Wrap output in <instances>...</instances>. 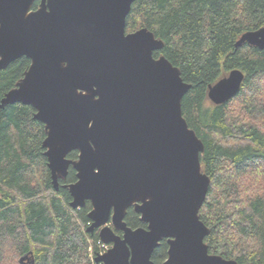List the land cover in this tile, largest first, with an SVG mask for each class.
Listing matches in <instances>:
<instances>
[{"label":"water","instance_id":"obj_1","mask_svg":"<svg viewBox=\"0 0 264 264\" xmlns=\"http://www.w3.org/2000/svg\"><path fill=\"white\" fill-rule=\"evenodd\" d=\"M0 0V69L27 57L29 65L0 106L34 107L44 125L42 147L51 184L71 166L65 185L72 208L89 201L88 231L111 247L101 264H237L210 254L207 226L199 219L209 187L201 171V140L182 116L190 88L177 67L153 56L163 43L146 28L125 32L133 0ZM264 48V26L244 32L235 47ZM244 72L232 69L209 85L208 99L222 104L240 89ZM77 151L75 160L67 155ZM132 206L145 227L124 221ZM107 223H110L107 224ZM120 231L121 235L115 231ZM20 264H33L27 254Z\"/></svg>","mask_w":264,"mask_h":264},{"label":"trees","instance_id":"obj_2","mask_svg":"<svg viewBox=\"0 0 264 264\" xmlns=\"http://www.w3.org/2000/svg\"><path fill=\"white\" fill-rule=\"evenodd\" d=\"M262 26L264 0H133L124 26L126 33L151 31L163 43L153 56H164L190 84L182 116L203 144L200 168L210 180L198 211L208 228L204 243L210 254L237 264H264V48L234 45ZM29 62L23 56L0 69V99ZM236 68L245 74L239 91L222 104L210 102L209 85ZM34 112L21 102L0 106V264H20L25 253L33 264H101L94 261L98 229L87 230L90 202L69 205L72 167L53 188L46 133ZM124 221L145 226L132 206ZM166 251L162 239L151 260L160 264Z\"/></svg>","mask_w":264,"mask_h":264},{"label":"built area","instance_id":"obj_3","mask_svg":"<svg viewBox=\"0 0 264 264\" xmlns=\"http://www.w3.org/2000/svg\"><path fill=\"white\" fill-rule=\"evenodd\" d=\"M98 242H99V244H100L99 246H102L103 249L106 248V246H104V244H102L99 240H98ZM101 251H102V249L100 250V252H101Z\"/></svg>","mask_w":264,"mask_h":264},{"label":"rangeland","instance_id":"obj_4","mask_svg":"<svg viewBox=\"0 0 264 264\" xmlns=\"http://www.w3.org/2000/svg\"><path fill=\"white\" fill-rule=\"evenodd\" d=\"M227 75V74H226ZM211 102V101H210ZM76 158H77V156H76ZM76 158H74V159H76ZM143 227H145V226H143ZM111 247V246H110ZM110 247H108V248H110ZM100 250L101 249H103V247L102 246H100V248H99Z\"/></svg>","mask_w":264,"mask_h":264}]
</instances>
